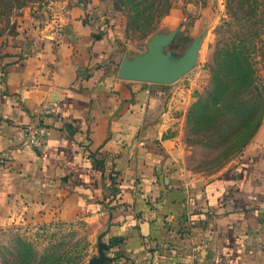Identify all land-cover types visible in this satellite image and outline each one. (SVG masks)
<instances>
[{
  "label": "crops",
  "instance_id": "obj_1",
  "mask_svg": "<svg viewBox=\"0 0 264 264\" xmlns=\"http://www.w3.org/2000/svg\"><path fill=\"white\" fill-rule=\"evenodd\" d=\"M89 15L0 43V226L83 219L104 264H264V126L232 167L184 174L162 137L172 88L126 79ZM38 123L44 150L21 130Z\"/></svg>",
  "mask_w": 264,
  "mask_h": 264
},
{
  "label": "rangeland",
  "instance_id": "obj_2",
  "mask_svg": "<svg viewBox=\"0 0 264 264\" xmlns=\"http://www.w3.org/2000/svg\"><path fill=\"white\" fill-rule=\"evenodd\" d=\"M75 7L93 15L124 69L151 48L170 69L187 60L167 84L162 135L184 174L222 172L253 147L264 126V0H0V43L47 35ZM103 246L83 219L0 226V264H104Z\"/></svg>",
  "mask_w": 264,
  "mask_h": 264
},
{
  "label": "water",
  "instance_id": "obj_3",
  "mask_svg": "<svg viewBox=\"0 0 264 264\" xmlns=\"http://www.w3.org/2000/svg\"><path fill=\"white\" fill-rule=\"evenodd\" d=\"M185 62H187L186 59H180L179 67L176 66L175 69H170L164 57L156 55V53L153 54V48H151L149 55L140 60L134 68H129L124 75L126 79L130 80L141 81L148 79L169 84L176 80L179 74H182Z\"/></svg>",
  "mask_w": 264,
  "mask_h": 264
},
{
  "label": "built area",
  "instance_id": "obj_4",
  "mask_svg": "<svg viewBox=\"0 0 264 264\" xmlns=\"http://www.w3.org/2000/svg\"><path fill=\"white\" fill-rule=\"evenodd\" d=\"M54 109H51L49 112H54ZM21 130L25 135L27 145L36 150H44L47 146L46 137L39 126L37 125H26L22 127ZM11 162L10 156L4 151H0V171L9 165Z\"/></svg>",
  "mask_w": 264,
  "mask_h": 264
}]
</instances>
